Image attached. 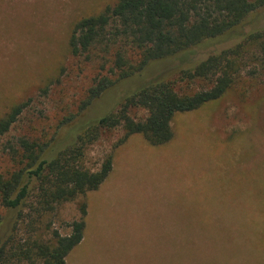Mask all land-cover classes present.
<instances>
[{
    "label": "rangeland",
    "instance_id": "rangeland-1",
    "mask_svg": "<svg viewBox=\"0 0 264 264\" xmlns=\"http://www.w3.org/2000/svg\"><path fill=\"white\" fill-rule=\"evenodd\" d=\"M116 1L0 0V117L30 100L0 137L1 174L16 167L9 144L20 137L51 139L57 150L142 83L159 74L173 78V67L233 47L255 26L264 27L262 7L230 33L152 62L80 110L101 70L94 56L71 52L70 33L80 18ZM239 57L242 69L233 86L220 99L175 114L169 142L152 145L133 134L119 145L123 128L104 130L83 159L97 170L113 155L112 172L97 190L44 215L30 207L21 215L0 207V245L11 239L0 264H31L14 255L20 242L32 237L51 243L54 230L70 234L69 223L83 216L84 204V238L66 264H264V63L253 43ZM207 85L197 80L186 89Z\"/></svg>",
    "mask_w": 264,
    "mask_h": 264
},
{
    "label": "trees",
    "instance_id": "trees-1",
    "mask_svg": "<svg viewBox=\"0 0 264 264\" xmlns=\"http://www.w3.org/2000/svg\"><path fill=\"white\" fill-rule=\"evenodd\" d=\"M262 7L264 0H117L99 13L80 18L72 27L69 48L77 56H94L101 70L80 110L89 108L112 86L143 72L152 62L178 57L206 39L230 33ZM248 43L257 47L264 63V27L257 25L233 47L173 67V78L159 74L142 83L121 100L116 110L85 123L73 141L57 150L51 149V139L45 141L41 136H23L10 143L16 167L0 173V207L18 211L19 215L24 207H30L44 215L61 202L97 190L112 172L113 155H108L97 170L85 166L83 159L89 145L104 130L122 127L119 145L133 134H141L152 145L169 142L174 136L175 114L220 99L233 86L243 64L239 54ZM197 80L208 85L194 91L186 89ZM29 102L13 105L0 117V137L11 130ZM134 109H144L146 115L135 117ZM82 208L83 216L69 223L70 234L54 230L51 243L30 237L20 242L14 255L31 264H66L69 253L84 238L86 205ZM2 220L0 213V224ZM10 241L0 245V259L7 255Z\"/></svg>",
    "mask_w": 264,
    "mask_h": 264
}]
</instances>
